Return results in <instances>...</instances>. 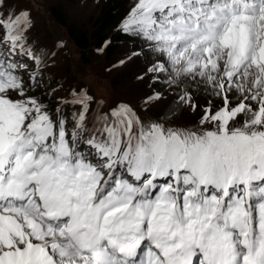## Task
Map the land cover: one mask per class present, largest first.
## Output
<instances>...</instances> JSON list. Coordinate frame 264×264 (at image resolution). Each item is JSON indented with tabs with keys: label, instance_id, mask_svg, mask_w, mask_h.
I'll list each match as a JSON object with an SVG mask.
<instances>
[{
	"label": "snow or ice",
	"instance_id": "1",
	"mask_svg": "<svg viewBox=\"0 0 264 264\" xmlns=\"http://www.w3.org/2000/svg\"><path fill=\"white\" fill-rule=\"evenodd\" d=\"M31 27L0 0V264H264V0H135L122 19L151 71L212 98L177 89L193 128L85 90L49 109Z\"/></svg>",
	"mask_w": 264,
	"mask_h": 264
},
{
	"label": "rangeland",
	"instance_id": "2",
	"mask_svg": "<svg viewBox=\"0 0 264 264\" xmlns=\"http://www.w3.org/2000/svg\"><path fill=\"white\" fill-rule=\"evenodd\" d=\"M106 2L10 0L13 10L30 13L32 27L28 32V44L43 58L38 87L29 94H43V102L55 110L61 98L67 97L71 90H85L94 99L93 108L96 107L95 102L102 104L104 111L123 103L146 121H160L166 127L193 128L200 118V110L190 111L177 106V89L191 91L194 102L198 101L201 109L212 99L207 93L187 81L170 85L164 76L151 71L157 63V55L132 36L133 40L120 44L113 56H109L107 47L98 49L93 46L86 51L89 62H85L83 52L70 38L68 29L61 26L50 12L52 7H59L64 11L69 26L76 25L92 33L94 22ZM134 3L135 0H131L130 6L124 9L122 19ZM157 93L161 98L149 101ZM69 111L66 109L65 113Z\"/></svg>",
	"mask_w": 264,
	"mask_h": 264
},
{
	"label": "trees",
	"instance_id": "3",
	"mask_svg": "<svg viewBox=\"0 0 264 264\" xmlns=\"http://www.w3.org/2000/svg\"><path fill=\"white\" fill-rule=\"evenodd\" d=\"M131 4V0H107L99 16L94 22L92 33L79 28L76 25L69 26L64 11L59 7L50 9L53 18L63 27L68 29V34L76 46L83 52L85 62L88 57L85 54L90 48H108L109 56H113L120 44L132 41L133 38L120 30L122 12ZM125 34V35H123Z\"/></svg>",
	"mask_w": 264,
	"mask_h": 264
},
{
	"label": "bare ground",
	"instance_id": "4",
	"mask_svg": "<svg viewBox=\"0 0 264 264\" xmlns=\"http://www.w3.org/2000/svg\"><path fill=\"white\" fill-rule=\"evenodd\" d=\"M188 85H189V84H188ZM188 85H187V86H188ZM186 88H187V87H186ZM186 88H185V89H186ZM170 120H171V119H170ZM167 121H168V120H167Z\"/></svg>",
	"mask_w": 264,
	"mask_h": 264
}]
</instances>
